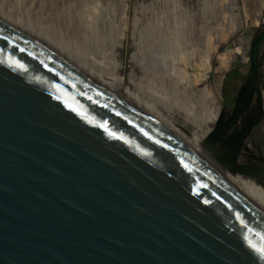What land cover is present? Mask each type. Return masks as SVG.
Returning <instances> with one entry per match:
<instances>
[{
  "label": "water",
  "instance_id": "water-1",
  "mask_svg": "<svg viewBox=\"0 0 264 264\" xmlns=\"http://www.w3.org/2000/svg\"><path fill=\"white\" fill-rule=\"evenodd\" d=\"M206 144L0 19V264H264L257 50ZM244 177H242V176Z\"/></svg>",
  "mask_w": 264,
  "mask_h": 264
},
{
  "label": "rangeland",
  "instance_id": "rangeland-1",
  "mask_svg": "<svg viewBox=\"0 0 264 264\" xmlns=\"http://www.w3.org/2000/svg\"><path fill=\"white\" fill-rule=\"evenodd\" d=\"M58 6L55 8L52 0H0V13L7 21L33 29L43 40L52 41L72 55L73 50L80 49L71 40L76 32L73 28L64 30L62 24L72 25L74 13H83L87 23L96 20L98 37L104 39L99 41L106 43L107 48L121 39L117 62L125 79L124 87L138 89L149 101L160 98L153 99L152 106L161 108L179 125L187 123L191 133L196 127L202 131L205 127L188 123L184 108L175 103V98L191 93L193 104L204 112L211 105L201 98L199 91L211 85L221 110H225V116L230 114L248 79L250 44L264 30V0H61ZM236 13L240 14L242 27L235 25ZM85 34L89 36L88 32ZM214 45L215 51L209 50ZM208 51L212 57L209 67L204 60ZM257 53L263 77L251 109L236 126L241 129L262 110L263 116L246 138L239 156L240 163L252 165L260 164L259 156L254 155L257 149L264 155V39ZM183 68L189 74L206 78L191 89L180 81ZM214 125L215 121L209 123L211 128Z\"/></svg>",
  "mask_w": 264,
  "mask_h": 264
},
{
  "label": "bare ground",
  "instance_id": "bare-ground-1",
  "mask_svg": "<svg viewBox=\"0 0 264 264\" xmlns=\"http://www.w3.org/2000/svg\"><path fill=\"white\" fill-rule=\"evenodd\" d=\"M52 1H53V6L55 8L60 6V5L58 6V4L60 3L61 0H52ZM232 1L234 2L236 0H232ZM44 3H46V2H44ZM33 4L35 5V3H33ZM234 7H236V6H234ZM33 9H34V7H33ZM232 16H233V14H232ZM234 17L236 18V20H235L236 21L235 22L236 27H242L240 14L236 13V14H234ZM52 18H56L57 20H59V18L54 16V15L52 16ZM87 18H88V16H87ZM0 19L2 21H5L7 24L19 29L20 31L32 36L33 38H35L36 40H38L39 42L44 44L50 50L54 51L56 54L63 57L67 61H69V62H71V63H73V64H75L81 68H84L86 70L91 71L92 73H94L95 75H97L101 79H103L105 82H107L114 89H116V90L138 100V101H141L143 103L151 105V106H152L151 103L155 104L154 100L160 99V98L154 97L153 98L154 100L152 99L149 101L148 99L145 98V96L138 89L135 88L132 90L131 87H128V86L126 88L124 87L125 86L124 85L125 79L122 76V74L119 73L118 62H117V48H120L121 39H120V41L118 40L116 43H114L112 48H107L106 43L99 41L100 39L101 40H104V39L99 38L100 36L98 37V34H99V32H97L98 28H99L98 22L96 20H94V21H90L91 23H87L86 17H84L83 13H79L78 15H76V13H74L75 21L73 22L72 25L71 24L70 25L62 24L64 30H68L69 28H73V32H76V34H74L73 38L71 39V40H74L78 44V47H80L79 50L75 49L72 51V53L75 56L70 54V53L62 51V49L57 47L55 43H52V41L50 42V40H45L46 38L43 40L41 38L43 36H39L33 29L22 28L23 25L21 27L20 25H16V24H13L12 22L7 21L6 20L7 18L6 19L3 18L1 13H0ZM232 29H233V27H232ZM86 32L89 33V36H87L85 34ZM119 38H122V34ZM216 48H217V45L215 47H213L212 49H209V50L215 51ZM208 52L209 53L204 58L205 64L207 67L211 66L210 62L212 59V57L210 56V51H208ZM135 58L137 59L138 57L135 56ZM107 60H109L108 65L106 64ZM135 62L137 64L139 63V61H135ZM179 75H180V81L181 80L184 81L183 83L186 84L185 86H187L191 89L196 88L200 84L201 80L206 78V77H201L202 75L198 76L195 74H189V73H187L186 68L181 69V73ZM105 77L109 81L105 80ZM168 77H169L168 78L169 81L172 82V77L170 74L168 75ZM177 82H179V81H177ZM199 93H200L201 98L204 101L207 100V102H210V105H211L209 107V109H207V110L205 109L204 112H200L199 106H196L193 104L194 102L191 99V96H192L191 93H190V96H188L187 94L186 95L183 94L181 97L175 98V103H177L178 105H181L184 108L185 114L190 120L189 122L187 121L188 123H190L193 126L199 124V125L205 127L204 131L200 130L199 127H196L195 130H193V133H191L189 131L190 134H192L197 139H199L203 144H205L208 148H210L214 153H216L223 160L222 150H221L220 146H218V145L209 146L205 142L207 134L212 129L211 126H209V123L216 121V119L218 118V116L221 112V105L219 104L220 101H218V96L214 92V90L212 89L211 85H206L202 90L199 91ZM188 107H191L192 109H187ZM156 109L158 111H160L161 113H163L161 108H156ZM164 115L167 116L168 118H170L172 121H174L170 115H167V114H164ZM186 124L187 123H183V125H179V124L178 125L181 126L183 129L187 130L188 127L186 126ZM245 179H247V178H245ZM247 180L264 192V187L262 185H259L257 182H255L252 179H247Z\"/></svg>",
  "mask_w": 264,
  "mask_h": 264
},
{
  "label": "flooded vegetation",
  "instance_id": "flooded-vegetation-1",
  "mask_svg": "<svg viewBox=\"0 0 264 264\" xmlns=\"http://www.w3.org/2000/svg\"><path fill=\"white\" fill-rule=\"evenodd\" d=\"M246 114V113H245ZM242 119H243V116L241 117ZM240 118V119H241ZM240 119H239V121H240ZM256 118H254V117H251L250 119H249V121L244 125V126H246V125H248V124H250L252 121H254ZM243 126V127H244ZM246 156H248V155H251V156H254V155H258L259 157L260 156H262V157H264V155H263V152L261 151V149H257V151L255 152V154L253 155V154H245ZM258 162V161H257ZM259 163V162H258Z\"/></svg>",
  "mask_w": 264,
  "mask_h": 264
},
{
  "label": "trees",
  "instance_id": "trees-1",
  "mask_svg": "<svg viewBox=\"0 0 264 264\" xmlns=\"http://www.w3.org/2000/svg\"><path fill=\"white\" fill-rule=\"evenodd\" d=\"M257 64H258V68H259V70L261 71V65H262V62H259V61H258ZM262 77H263V75H262L261 72H260L259 79H258V83L261 81Z\"/></svg>",
  "mask_w": 264,
  "mask_h": 264
},
{
  "label": "snow or ice",
  "instance_id": "snow-or-ice-1",
  "mask_svg": "<svg viewBox=\"0 0 264 264\" xmlns=\"http://www.w3.org/2000/svg\"><path fill=\"white\" fill-rule=\"evenodd\" d=\"M258 251H262V252H264V250H258ZM262 258H264V256H262Z\"/></svg>",
  "mask_w": 264,
  "mask_h": 264
}]
</instances>
